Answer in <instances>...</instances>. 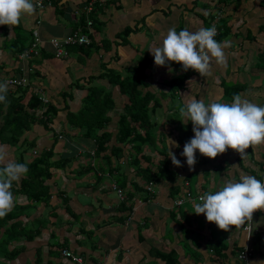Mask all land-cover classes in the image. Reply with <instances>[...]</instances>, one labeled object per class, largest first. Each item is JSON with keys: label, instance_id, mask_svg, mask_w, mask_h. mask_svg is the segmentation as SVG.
Returning <instances> with one entry per match:
<instances>
[{"label": "crops", "instance_id": "0c3cea01", "mask_svg": "<svg viewBox=\"0 0 264 264\" xmlns=\"http://www.w3.org/2000/svg\"><path fill=\"white\" fill-rule=\"evenodd\" d=\"M37 2L38 0H34L35 11L22 17H30L29 27L26 26L27 23L24 25L21 18L19 25L21 24L24 29V32L20 31L22 38L14 25H0V80L8 82L10 77H26L28 82L25 88L28 90L25 100L32 91L37 90L60 107L65 106L68 101L71 110L77 111L89 93L88 87L99 85L112 91L118 105H122V102L124 105L127 96L122 94L118 84L111 82L110 74L116 71L126 75L140 56L149 55L151 62L147 73L150 75L149 82L152 84L150 88L153 91L168 90L167 85L161 84V80L168 79L163 74L170 72L174 66L178 68L174 74L187 72L189 75L185 88L177 90L175 100L172 99L173 104L166 103L169 115L171 113L176 115L178 109L193 97L206 102L231 101L234 94L240 93L252 102L264 105V0H45L44 7H39ZM89 7H92V10H89ZM89 20L93 21L91 28L87 25ZM213 24L217 27L216 39L225 43L226 63L218 64L213 58L211 72L205 75L194 69L185 71L180 63L171 62L170 65L164 66L155 64L154 56L149 49L162 43L164 35L171 27L175 26L178 30L187 27L191 31H196L200 27ZM127 27L132 28L128 36L125 34ZM78 30L90 36L93 43L91 50L81 52L80 49L69 47L68 58H57L52 39L63 38ZM35 31L41 40V50L39 54L22 60L20 54L23 51H19V46L28 48L35 39ZM224 32L225 36L220 40L219 36ZM10 87L12 86L9 85ZM66 112L62 110L59 119L54 122L56 124L53 123L57 132L63 128L64 123L60 120L67 116ZM183 123H190L191 129L193 127L186 117L177 120L176 132L182 135L185 133ZM179 125L182 127L178 128ZM25 138L29 140L37 138V146L32 145L25 152L30 155L26 156V159L31 161L45 148L49 149V146L44 145L46 142H55V133L42 125H35L24 134L20 143ZM2 145L8 153L12 150L14 153H11L12 160H17L15 159V154L18 155L19 152L17 146ZM246 152L242 157L235 149L229 148L215 158L203 154L197 156L194 168L180 169L176 182L162 180L153 189L155 194L150 195L147 200L144 199L146 194L139 193L141 197L131 210L129 206L128 210L119 207L118 197L112 199L114 210L107 213L108 217L102 219V224L107 227L117 224L116 228L123 227L126 233L130 231L132 233L121 255L118 250L109 247L103 249L102 246H108L106 243L101 246L92 242L90 246H86V243L90 242L76 240L67 233H61L62 222L66 217L53 206L54 196L49 204H52L54 209L50 218L45 220L38 218L36 223L39 225L36 228L30 227L24 217H27L28 210L37 204L33 203L27 194L14 195L15 202L34 204L20 218L32 230L33 238L28 239L25 236L13 242L12 249L19 246H23L24 249L10 260L0 255V261L8 264H78L61 252L62 249L68 248L83 256L88 264H169L162 258L164 253L175 255L174 264H247L240 259L239 253H235L238 247L245 248L248 241L241 227L230 225L228 229H222L215 222L208 221L205 214L194 213V205L198 200L194 202L186 200L181 205L175 203L187 191L197 196L215 190L227 180L238 179L242 175L251 174L263 180L264 143L252 145ZM57 153L60 157L54 158L55 160L67 157L70 164L73 157L61 151H56ZM198 154L201 155L197 150L196 155ZM89 159L88 156L87 160ZM67 167L68 170L52 169L56 172L54 178L50 179L53 180L52 185L61 184L62 178H66L62 172L70 173V167ZM125 170L129 173V170L126 168ZM192 171L195 173L194 177L188 179L187 175ZM88 175L94 177L92 172H88L80 178L72 176L70 181L77 182L80 179L84 181L83 178ZM109 177L111 176L104 175L97 188H93L89 183L83 184V181L78 182L77 187H85L92 193L101 189V193L109 199V196L113 197L112 194L115 193L116 196L119 194L118 190L114 189L116 182ZM176 184H181L184 188L180 194L173 191L172 187ZM65 191L67 192L63 189L59 195L62 197L68 195ZM76 191L80 197L81 192L78 189ZM94 197L89 195L85 202L81 199L82 203L80 199H76V206L81 208L79 212L70 206V210L80 214V218L77 219L70 212L74 216V222L82 223L84 215L89 218L96 215L92 209L86 210L84 206L88 203L94 211L98 210L99 208L92 202ZM96 197L99 199V196ZM39 205H43L41 212L49 206L46 203ZM254 224L256 231L252 246L255 251L250 262L264 264V247L258 249L256 245L262 242L264 246V209H260L256 214ZM45 230H53V233L48 238L45 248H42L41 245H36L39 242L36 239L41 237ZM94 232L92 230V236L96 235ZM2 235L3 233L0 237ZM221 242L228 245L226 254L222 256L217 255L214 250L215 244L219 245Z\"/></svg>", "mask_w": 264, "mask_h": 264}, {"label": "trees", "instance_id": "16d2710c", "mask_svg": "<svg viewBox=\"0 0 264 264\" xmlns=\"http://www.w3.org/2000/svg\"><path fill=\"white\" fill-rule=\"evenodd\" d=\"M55 3L57 4V1ZM131 32L132 28L127 27L125 30L126 36ZM19 34L20 38H22L23 36H21L20 32ZM224 36L225 32L219 36V39L222 40ZM71 47L80 49L81 52H88L93 47V43L90 41L89 44ZM26 49L27 47L25 46H19L20 52ZM150 62L151 58L149 55L140 56L126 75L119 72L116 73V71L110 74L111 82L118 84L122 94L129 98V101L124 103V111L120 114L115 131L109 130L108 127L113 121V116L110 112L114 111L118 104L112 96V91L107 90L103 86L94 85L88 87L89 93L85 97L82 107L77 111L71 110L68 101L63 107L49 99L46 102L42 93L37 90L32 91L29 98L25 100L28 88H25V86H17L16 89H13V86L10 87L8 90V102L0 103V145L17 146V149H19L17 160L27 162L29 165L28 173L13 184L12 191L14 195L27 194L28 198L37 205L41 203L50 204L54 194L52 193L49 180L56 175V172L52 169L68 170L67 166L71 165V163L68 164L69 158L67 157L54 159L56 155L55 144L60 137L69 134V126L67 124L72 129H80L84 137L95 142V152L87 154L90 159L86 167L77 166L72 168L70 172L74 174L75 178H80L86 173L92 172L96 181L89 184L93 188H97L102 182L104 175H110L111 177L109 178H113L117 185H114V189L117 190L119 188L122 190L123 198L119 201V207L124 210H128V206L130 210L134 207L136 201L141 197L139 193L146 194L145 200L149 199L150 195L155 194L152 189H149L150 185L157 186L164 179L176 182L180 169L189 170L185 163H183V166L172 164L170 147L166 143L164 134L161 132V136H158L157 132L153 130L154 124L152 120V116L155 115L157 109L164 105V99L171 95L174 101L177 90L185 88V82L189 75L187 72H182L172 76L170 79L163 78L161 84L167 85L168 90L153 91L150 88L152 85L149 82L150 75L147 73L150 68ZM62 110L67 111V116L64 118L62 130L57 132L53 127V123L56 119H59V113ZM182 118L179 108L176 115L173 113L169 115L168 122L166 121L164 124L165 128L176 131L177 126L175 123ZM35 125H42L47 130L53 131L55 133V144L49 149L45 148L40 155L28 161L25 152L32 145L37 146V138L32 140L25 138L22 143H20V140ZM181 127V125L178 126V128ZM184 129L185 133L183 135L178 132L180 133L177 137L179 145H184L191 138L193 130L190 123L184 124ZM171 134L173 133L171 132ZM149 143L155 149H158L164 157L155 161V154L146 152V146ZM197 156L200 157L202 154ZM114 158H116V162ZM178 158L183 159L180 156ZM94 159L95 164L93 163ZM124 164H129L132 167V174L126 172ZM121 168H124V170L121 171ZM194 174V171L190 172L187 178H193ZM172 188L176 194L184 191L181 184H176ZM69 200L70 197L66 195L64 202H69ZM32 202L27 204L15 202L12 210L7 215L0 217V234L3 233L0 237V255L9 260L18 256L24 249L23 246L12 249L10 245L13 242L25 236L28 239L33 238V235H31L32 230L20 219L25 211L34 205ZM67 208L70 210L69 205H67ZM70 212L75 218H80V214H77L72 209ZM227 248L228 245L224 242L219 245L216 243L214 246L215 253L220 256L226 254L225 250ZM243 250V247H238L235 253L240 254ZM173 256L175 255H170V253L162 254V258L169 264H174L175 259ZM0 264L8 263L0 261Z\"/></svg>", "mask_w": 264, "mask_h": 264}, {"label": "clouds", "instance_id": "9594fccd", "mask_svg": "<svg viewBox=\"0 0 264 264\" xmlns=\"http://www.w3.org/2000/svg\"><path fill=\"white\" fill-rule=\"evenodd\" d=\"M35 9L34 0H0V25L19 24L24 15ZM216 36L214 24L196 31L187 27L178 30L173 26L164 35L162 43L149 50L156 65L177 62L185 71L194 69L205 75L211 72L213 58L218 64L226 63L225 43L218 41ZM8 90L9 83L0 80V103L8 102ZM180 112L193 126L194 136L185 142L180 153L186 157L190 170L197 162V150L215 158L232 148L243 157L250 146L264 143V105L254 103L240 93L234 94L231 101L206 102L193 97ZM171 159L174 165L183 166L184 161L176 153L171 152ZM0 165V217H3L15 204L13 184L28 173L29 165L9 159L3 145H0ZM194 208V213L205 214L208 221L222 229H228L230 225L243 226L246 221L244 228L247 229L254 211L264 209V180L251 174L229 179L217 189L200 194Z\"/></svg>", "mask_w": 264, "mask_h": 264}, {"label": "rangeland", "instance_id": "374dc122", "mask_svg": "<svg viewBox=\"0 0 264 264\" xmlns=\"http://www.w3.org/2000/svg\"><path fill=\"white\" fill-rule=\"evenodd\" d=\"M29 18H30L29 16L22 18V21H24V25H25V23L28 24V25H26L27 27L30 26ZM26 26H24V27H26ZM14 27H15V30L17 32H20L21 30H22V32H24L23 26H21V24L20 25L16 24V25H14ZM27 27H26V29H27ZM175 68H176L175 66L172 67L173 70L171 69L170 72L164 73L163 76H166L168 79H170L172 76L176 75V74H174L175 71H178V68H176V69ZM125 101L128 102L129 98L127 97L125 99ZM171 101H172V98L169 97L166 101H164V105L159 107L157 109V112L155 113V115L152 116L153 117L152 120H153V124H154L153 130L155 132H157L158 136H161V132L164 134L166 143L170 147V154H171V152H174V153H176L177 157L180 156L182 158H185L182 160L184 161L186 167H189L186 163V157L180 155V153L183 151V150H181V149H183V145L182 146L180 145V149H179V147L176 146L178 143L177 137L180 133H177L174 130H172V131L170 129L168 130L164 126L166 121L168 122V119H169L168 115L170 113L169 109L167 108L168 104H166V103L169 102V104L172 105L173 102H171ZM123 111H124V105L122 102V105L121 104L117 105V108L114 111L110 112V114L113 116V121L111 122L110 126L108 127L109 130L115 131L117 129V122L119 119V115ZM64 120L65 119H61L60 122H63ZM184 120L187 121L186 119H184ZM54 124H56V123H54ZM67 126H69L68 127L69 134H66V135H63V137H60V141L56 144L54 141H50V142H46L44 146H49V148H50L52 146V144H55L56 145V147H55L56 151H61L62 153L66 154L67 156L73 157L70 160V163H72L71 165H69L70 170L72 168L77 167L76 165H81V166L86 167V164L88 161L87 160L88 156L85 152L90 151L91 153H94L95 152V142L91 139L84 137L81 134L80 129H78V128L72 129L70 127V125H68V124H67ZM58 127L60 128V126H58ZM171 132L173 134H171ZM158 138H161V137H158ZM146 149H147L146 152L155 154V156H154L155 161H158L159 159L164 157V155L160 154L159 150L155 149L153 147V145L150 143L148 144V146H146ZM10 151L12 154H14L12 152V150H10ZM11 153H8L9 159H13V155ZM15 155H16L15 159H18L19 152H18V155H17V153ZM25 155L27 157H30V155L27 153ZM58 157H60L59 153H57L56 156H54V158H58ZM94 161H95V159L93 160V163H94ZM114 161L116 162V158H114ZM171 161H172V159H171ZM124 165H126V164H124ZM124 168L129 170V173H132V167L131 166L126 165ZM124 168H121V171H123ZM62 175L66 177L65 179L62 178V182H61L62 187H61V184L52 185L53 180H49V183H51V185H52V193L54 194V199H53L52 204H54L53 206H55L57 208V210L60 211L62 214H64V216L66 217L65 220L62 222L63 226H61V233H67L68 235L74 237V239H76V240L79 239L80 241L83 240L86 242H90L89 244L86 243V246H90V244L92 242L97 243L98 245H101V246H102V244L106 243L108 246H106V245L102 246L103 249H105L106 247H109L111 249H114L115 251L118 250L119 255H121V251L122 250L124 251L126 249V244H127L128 238H130V236L132 235L131 231L126 233L125 228L124 229H123V227L116 228V227H118L117 224H113L112 226H108V227L104 226L102 224V219L104 217L105 218L108 217L107 213H110L114 210V207H113L111 200L114 199L115 197H118V199H120V200L122 199V196L120 195V193L117 196L114 193V194H112L113 197L109 196L110 198L108 199L105 194L101 193V189H100V191H98L96 193H92L88 189H85V187L84 188L77 187L78 182H81L83 180L80 179V181L77 180V182L76 181H70L72 179L71 177L74 176V174L72 172H70L68 174L66 172H62ZM83 179H84V181L82 182L83 184L93 183L95 181V178L92 175H88L87 177H85ZM194 180H195V178H194ZM76 188L78 189V191L81 192V194H80V202L81 203L83 200L85 202L86 198L89 195H93L95 197L93 198L92 202L94 203V205H96L95 206L96 208H99L98 210L96 209V211H94V208L89 207L90 205H88V203H87V205H84L86 210H88V208H89V210L92 209L93 214H96V215L92 218H89L88 216L84 215L82 223L74 222L75 221L74 216H72L70 214V210H68V208H67V205H69V206H71V208L73 210H76L77 212L81 211V208L76 206L77 205L76 199L79 200V194L76 191L77 190ZM154 188H155V186L153 187V189ZM63 189L67 190L66 194H68V196H70L69 202H64V197L59 195L60 193L63 192ZM96 196H99V199H102V201H99V199ZM81 199H83V200H81ZM19 201H21V199ZM52 204L47 206L44 209V212H41L43 209V205H39V206L35 205L36 207L28 210V212L26 213L27 217H24L26 219L25 221H28V224H30L29 225L30 227L36 228L39 225V223H36V219L40 218L42 220H45V219L50 218L51 213L54 211V209L52 208ZM70 220H71V222H74V223L69 222ZM53 229L55 230L54 226H53ZM237 229L238 228L236 227V230ZM92 230L95 231L94 234H96V235H94V236L91 235ZM52 233H53V230L52 231L51 230H45L43 235L36 239V241L37 240L39 241V242H37L38 244H36V245L37 246L41 245L42 248H45V245L49 241L48 238H50ZM245 234H246V236H248V234L246 232H245ZM251 237H253V234L251 235ZM263 242H264V240H263ZM12 245L13 244H11L10 246L12 247ZM256 245H257L258 249H259V247L260 248L264 247L262 245V242H259L258 244L256 243Z\"/></svg>", "mask_w": 264, "mask_h": 264}, {"label": "built area", "instance_id": "2783aa9c", "mask_svg": "<svg viewBox=\"0 0 264 264\" xmlns=\"http://www.w3.org/2000/svg\"><path fill=\"white\" fill-rule=\"evenodd\" d=\"M39 7H44L45 6V0H38L37 2ZM89 10H92V7H89ZM93 24L92 20L88 21V27L91 28ZM35 39L34 41L30 44V46L24 50L21 54H20V58L22 60L25 59H29V57H32L34 55L39 54L40 50H41V40L39 38V35L37 34V31H35ZM91 41L90 36L88 35V33H84L81 30L75 31L63 38H54L52 39V44L55 48V56L57 58H68L70 56V50L69 47L74 46V45H83V44H89ZM27 78L26 77H10L8 79V83L10 86L13 87H17V86H26L27 85ZM43 99L47 102L48 99H46V97H43ZM263 180H264V168H263ZM117 186V185H115ZM154 185H150L149 189L153 190ZM118 192L120 193V195L123 198V194H122V190L121 189H117ZM198 196H195L192 192L187 191L183 197L177 199L175 201L176 205H181L183 204L186 200L189 201H197L198 200ZM259 209L255 210L253 213V217H252V221L249 223V226L247 229H245L244 227L247 225V221L246 224L243 226H239L243 229V231H245L248 236H247V245L245 246L244 250L240 253V259L244 260L245 262H247V264H251L250 259L255 251L254 247L252 246V240L253 237H251V235L255 234L256 231V226L254 224L255 221V216L258 213ZM63 254L69 258H71L74 262L78 263V264H88L84 257L74 253L71 249L65 248L63 249Z\"/></svg>", "mask_w": 264, "mask_h": 264}]
</instances>
